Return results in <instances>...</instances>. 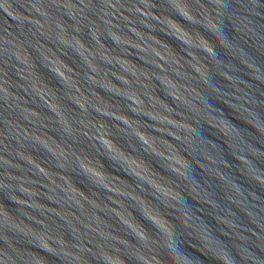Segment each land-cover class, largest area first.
<instances>
[{
  "label": "water",
  "instance_id": "1",
  "mask_svg": "<svg viewBox=\"0 0 264 264\" xmlns=\"http://www.w3.org/2000/svg\"><path fill=\"white\" fill-rule=\"evenodd\" d=\"M0 264H264V0H0Z\"/></svg>",
  "mask_w": 264,
  "mask_h": 264
}]
</instances>
